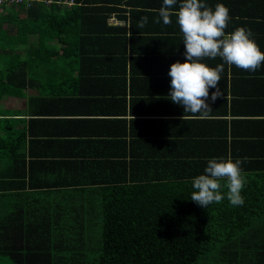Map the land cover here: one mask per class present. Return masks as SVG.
Masks as SVG:
<instances>
[{
	"label": "trees",
	"instance_id": "trees-1",
	"mask_svg": "<svg viewBox=\"0 0 264 264\" xmlns=\"http://www.w3.org/2000/svg\"><path fill=\"white\" fill-rule=\"evenodd\" d=\"M122 3L133 0L0 4V258H7V264H264L261 156L181 149L175 157L183 168L165 156L158 168L120 169L110 172L109 179L106 172L102 180L107 186L83 188L84 195H78L76 186L64 185L72 182L57 172L37 175L24 168L30 158L24 155L22 115L26 110L32 116L50 112L41 99L54 96L40 97L28 88L46 67L61 68L70 61L76 43L91 41L94 33L102 37L107 14ZM260 15L264 18L263 10ZM47 81L53 83L50 76ZM10 99L23 106L10 104ZM214 157L246 158L243 206L234 207L225 198L206 209L190 200L193 178ZM99 213L95 235L90 230Z\"/></svg>",
	"mask_w": 264,
	"mask_h": 264
},
{
	"label": "crops",
	"instance_id": "crops-1",
	"mask_svg": "<svg viewBox=\"0 0 264 264\" xmlns=\"http://www.w3.org/2000/svg\"><path fill=\"white\" fill-rule=\"evenodd\" d=\"M202 2L213 9L218 3L228 7L232 19L226 32L251 29L264 52L260 15L264 0ZM162 3L133 0L117 5L107 14L102 37L94 33L91 41L76 43V51L68 54L70 61L61 68L46 67L42 78L28 88L40 97L54 95L41 99L50 112L32 116L26 110L22 115L24 155L30 158L24 168L30 173L57 172L72 182L64 185L76 186L78 195L81 191L84 195L83 188L107 186L102 180L106 172L109 179L110 172L120 169L158 168L165 156L177 160L176 168H183L175 157L181 149L205 153L213 148L228 156L237 152L264 159V64L255 72L224 64L218 85L223 96L212 102L215 89H209L207 103L212 111L204 118L184 113L167 97L170 66L185 62L183 34L175 15L170 25L156 22ZM173 10L178 11V5ZM142 16L148 17L144 27L138 23ZM201 62L212 68L224 63L219 57ZM16 105L23 106L21 100ZM31 118L48 124L39 120L29 124ZM170 149H175L174 154L162 153Z\"/></svg>",
	"mask_w": 264,
	"mask_h": 264
},
{
	"label": "clouds",
	"instance_id": "clouds-1",
	"mask_svg": "<svg viewBox=\"0 0 264 264\" xmlns=\"http://www.w3.org/2000/svg\"><path fill=\"white\" fill-rule=\"evenodd\" d=\"M177 5L178 11H174ZM173 15L177 17L176 22L183 34L185 62L177 61L170 66L167 97L173 104L182 106L184 113L200 114L204 118L212 111L207 103L209 89H215L210 97L212 102L223 96L218 85L224 64L255 72L264 64V52L254 40L251 29L238 27L231 33L226 32L232 18L229 8L222 3L213 9L202 0H179V3L178 0H163L156 22L162 20L165 25H170ZM138 23L144 27L148 17H140ZM217 57L224 63L214 68L201 62L205 58ZM245 162L246 158L234 161L223 157L209 159L204 173L192 180L194 191L190 200L206 209L225 198L234 207L243 206L242 191L248 182L242 168Z\"/></svg>",
	"mask_w": 264,
	"mask_h": 264
},
{
	"label": "rangeland",
	"instance_id": "rangeland-1",
	"mask_svg": "<svg viewBox=\"0 0 264 264\" xmlns=\"http://www.w3.org/2000/svg\"><path fill=\"white\" fill-rule=\"evenodd\" d=\"M18 102H19L18 99H10V104H12V105H16ZM100 219H101V213H99V217L95 218V220H94L95 224L92 226L93 228L90 230V232L92 234L98 235L97 234L98 233V231H97L98 229H97L96 223L97 224L100 223ZM91 245H95V244H91ZM7 262H8L7 258H5V257L0 258V264H7Z\"/></svg>",
	"mask_w": 264,
	"mask_h": 264
},
{
	"label": "built area",
	"instance_id": "built-area-1",
	"mask_svg": "<svg viewBox=\"0 0 264 264\" xmlns=\"http://www.w3.org/2000/svg\"><path fill=\"white\" fill-rule=\"evenodd\" d=\"M18 1H20V0H0V4L4 3V2L11 3V2H18Z\"/></svg>",
	"mask_w": 264,
	"mask_h": 264
}]
</instances>
